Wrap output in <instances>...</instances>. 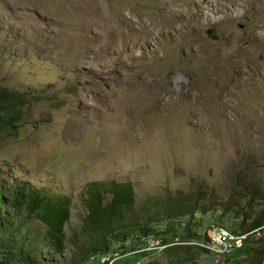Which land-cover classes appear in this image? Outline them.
Here are the masks:
<instances>
[{"label":"rangeland","instance_id":"obj_1","mask_svg":"<svg viewBox=\"0 0 264 264\" xmlns=\"http://www.w3.org/2000/svg\"><path fill=\"white\" fill-rule=\"evenodd\" d=\"M203 1L195 8L181 0H0V84L28 99L20 133L0 142V179L10 188L27 183L70 200L57 264L91 258L101 246L87 224L90 191L113 182L129 185L134 195L114 222L116 232L105 235L113 240L106 255L123 257L114 264L264 263L257 256L264 228L252 234L241 229L264 202L255 193H264V34L257 51L258 22L253 10L243 13L248 0L216 2L221 12L214 14ZM119 7L132 26L116 20L113 28L107 15ZM135 10L153 23L152 31L138 29ZM223 13L240 16V49L226 44L232 26ZM173 17L179 21L168 26ZM195 44L202 52L190 55ZM225 52L229 61L202 63ZM228 67L233 74L224 73ZM204 68L217 73L202 77ZM102 196L104 204L111 199ZM193 209L197 218L189 215ZM145 221L159 231L176 224L198 235L218 223L248 235V244L218 263L179 242L173 254L149 242L140 246L151 248L148 256L122 255L137 250L142 237L136 229L127 240L115 237ZM28 223L32 234L45 233L38 222Z\"/></svg>","mask_w":264,"mask_h":264},{"label":"trees","instance_id":"obj_2","mask_svg":"<svg viewBox=\"0 0 264 264\" xmlns=\"http://www.w3.org/2000/svg\"><path fill=\"white\" fill-rule=\"evenodd\" d=\"M27 105V95L0 84V142L4 139L15 138L20 133L24 125ZM91 188L87 224L95 230L101 242V246L96 247L91 254L92 257L99 256L101 259L107 256L106 254L113 248L111 243L113 240L108 241L110 236L105 237V235L108 232L110 235L116 232L118 228L115 227L114 222H116L117 217L123 214L125 207L133 204L134 195L129 185L114 182L109 189L103 190L96 184ZM104 193L111 195L110 201L106 204H104V196H102ZM255 193L258 194V198H263V192L255 191ZM259 202L262 203V200ZM261 207L262 210L258 216L251 219L246 217L242 221L241 229L244 232L252 234L263 231L264 202ZM254 208L255 205L252 208L253 214ZM189 215L197 218L196 210L193 209ZM69 219L70 200L66 197L44 195L43 191L34 190L27 183L17 185L16 188H10L7 183L0 179V264H14L15 260L23 262V264H57L56 257L63 255L65 250L62 229ZM28 222H38L45 229V233L43 235L36 232L32 234ZM145 222L143 225H139V222L132 223L128 228L130 232L128 234L124 233L122 236H116L115 241L127 240L134 229L138 230L141 239L149 238L150 233L156 232L159 237L156 239L151 237V240L158 242V246L164 247L169 254H173L174 251L182 248V246L177 245L178 242L192 243L194 241H205L209 238L208 232L198 235L190 229L182 230L176 224H169L165 230L159 231L151 226V221ZM24 229H26V232H24ZM20 235L24 237V240L17 243L16 238L18 239ZM35 238L37 239L35 240ZM177 239L184 240V242ZM261 241H264V236ZM143 244L140 240L137 247ZM246 244L248 242L245 243V246ZM199 249L207 252L205 249ZM35 255L42 257V259L37 261ZM142 255L148 256L146 253ZM17 256L19 258H16ZM47 256L51 260L47 261ZM257 256H264V248L257 252ZM89 260L90 258L87 255L83 261L75 264H84ZM172 263L171 260L163 264ZM150 264H153V262H150ZM252 264L264 263L260 259Z\"/></svg>","mask_w":264,"mask_h":264},{"label":"bare ground","instance_id":"obj_3","mask_svg":"<svg viewBox=\"0 0 264 264\" xmlns=\"http://www.w3.org/2000/svg\"><path fill=\"white\" fill-rule=\"evenodd\" d=\"M236 0H204L203 1V6L210 10L211 13H220L221 10L220 8L215 5L216 2L220 3V2H225V4H229L232 5L234 4ZM84 5H87L90 3V0H82ZM182 4H190V5H194V7H200L198 0H181ZM116 7V6H115ZM115 9V8H114ZM253 10L254 14H255V19L258 22V26H257V30L260 32L258 34L257 32V36L258 38H255L253 40L254 44H255V48H257V51L262 49L263 43L261 41H263V38L261 36V34H264V0H248V5L246 7L243 8V13H249ZM200 12V11H199ZM141 13V12H140ZM137 13L136 10L133 11V13H131L135 18L136 21H134V23H138L139 28L141 30H146V31H152V24H150L149 26L147 25V23H145L144 20V16L143 14ZM80 15H84V12H80ZM224 20L227 21L231 26H232V31L229 34L226 44L229 47H234L236 49H240L241 47V39H240V35L238 34V32L235 29L236 23L240 20V16H235L233 17V14H224ZM229 16V17H227ZM108 18L112 19V24H113V28L115 27V22L116 20H120L121 22H126L127 24L132 26V20L131 19H127V17L124 15V9L122 7L116 8L115 10L111 11L110 14L107 15ZM95 22L97 21H101L102 18L101 17H97L94 19ZM152 21L156 22L155 19H153ZM179 20H176L175 17H173V22H169L168 26L173 27L174 24L176 22H178ZM85 23H87L85 21ZM151 27V29L149 28ZM192 30V29H191ZM192 32V31H191ZM198 32V31H197ZM183 34V33H182ZM200 36V33H197ZM197 35V36H198ZM198 41H201V37L197 39ZM147 43L149 44V41H147ZM168 45V43H166ZM165 45V44H164ZM165 45V46H167ZM162 45V47H165ZM189 49V54L193 55V53H200L202 52L200 47L198 46V44H195L191 47L188 48ZM165 50V49H164ZM167 52V51H166ZM231 57V53L230 52H225L223 54H215L213 53V55L211 56V54L202 62L203 64H219L222 60H226L229 61L227 58ZM233 68L232 67H228L224 73L226 74H233ZM216 70H209L207 68H204L203 71L201 72V76L202 77H206L209 75H214L216 74ZM169 139V138H167ZM169 141V140H168ZM167 141V142H168ZM165 142V143H167Z\"/></svg>","mask_w":264,"mask_h":264},{"label":"built area","instance_id":"obj_4","mask_svg":"<svg viewBox=\"0 0 264 264\" xmlns=\"http://www.w3.org/2000/svg\"><path fill=\"white\" fill-rule=\"evenodd\" d=\"M208 239L205 241H194L192 243H185L191 246H197L199 248L205 249L213 259L218 263L221 258H226L240 253L244 247L245 243L248 241V235L238 233L236 231L230 230L225 226L215 223L209 227ZM143 243L154 242V245H158V242L152 241L150 238L142 239ZM139 246L137 250L130 251L124 255H134L141 254L145 251L150 250L144 249ZM164 248V247H161ZM94 259V257H92ZM123 257L118 254L107 255L99 259L98 264H114L119 259ZM91 259V258H90ZM89 262L84 264H89ZM127 264H140L139 262H130Z\"/></svg>","mask_w":264,"mask_h":264},{"label":"water","instance_id":"obj_5","mask_svg":"<svg viewBox=\"0 0 264 264\" xmlns=\"http://www.w3.org/2000/svg\"><path fill=\"white\" fill-rule=\"evenodd\" d=\"M208 35L210 38H212L214 40L217 39L215 32L213 30H208Z\"/></svg>","mask_w":264,"mask_h":264}]
</instances>
